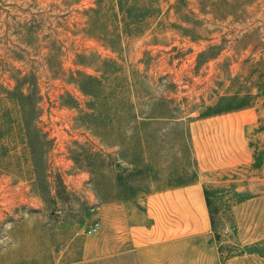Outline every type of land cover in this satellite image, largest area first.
I'll use <instances>...</instances> for the list:
<instances>
[{"label": "rangeland", "instance_id": "rangeland-1", "mask_svg": "<svg viewBox=\"0 0 264 264\" xmlns=\"http://www.w3.org/2000/svg\"><path fill=\"white\" fill-rule=\"evenodd\" d=\"M227 113L208 244L264 264V0H0V264H136L96 209L194 181L188 123Z\"/></svg>", "mask_w": 264, "mask_h": 264}, {"label": "crops", "instance_id": "crops-1", "mask_svg": "<svg viewBox=\"0 0 264 264\" xmlns=\"http://www.w3.org/2000/svg\"><path fill=\"white\" fill-rule=\"evenodd\" d=\"M247 124L231 113L190 121L189 143L198 178L161 186L134 206L112 203L96 209L101 221L110 216L112 227L121 234L118 238H128L136 264H218L208 244L212 226L202 175L225 174L246 163Z\"/></svg>", "mask_w": 264, "mask_h": 264}, {"label": "built area", "instance_id": "built-area-1", "mask_svg": "<svg viewBox=\"0 0 264 264\" xmlns=\"http://www.w3.org/2000/svg\"><path fill=\"white\" fill-rule=\"evenodd\" d=\"M99 228H100V224H99V223H97V224L95 225V227H94V228H92V229L90 230V233L98 231V230H99Z\"/></svg>", "mask_w": 264, "mask_h": 264}, {"label": "trees", "instance_id": "trees-1", "mask_svg": "<svg viewBox=\"0 0 264 264\" xmlns=\"http://www.w3.org/2000/svg\"><path fill=\"white\" fill-rule=\"evenodd\" d=\"M205 196H206V192H205ZM206 202H207V207H208V211H209V202L207 200V196H206ZM209 214H210V219H211V212L210 211H209ZM211 223H212V221H211Z\"/></svg>", "mask_w": 264, "mask_h": 264}]
</instances>
